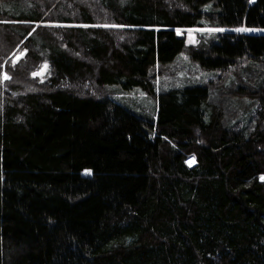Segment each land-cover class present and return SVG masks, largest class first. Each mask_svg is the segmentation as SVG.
Returning a JSON list of instances; mask_svg holds the SVG:
<instances>
[{
	"label": "trees",
	"instance_id": "16d2710c",
	"mask_svg": "<svg viewBox=\"0 0 264 264\" xmlns=\"http://www.w3.org/2000/svg\"><path fill=\"white\" fill-rule=\"evenodd\" d=\"M243 26L264 0H0V264H264Z\"/></svg>",
	"mask_w": 264,
	"mask_h": 264
},
{
	"label": "rangeland",
	"instance_id": "374dc122",
	"mask_svg": "<svg viewBox=\"0 0 264 264\" xmlns=\"http://www.w3.org/2000/svg\"><path fill=\"white\" fill-rule=\"evenodd\" d=\"M200 30H189L187 31V44H192L195 42V33H198ZM216 32H238V33H243L246 35H264V29L261 28H247L245 26L240 27L238 29H229V28H223V29H217L215 30ZM212 32V31H211ZM178 67V68H177ZM176 69H180V67L177 65ZM187 69L192 70L190 72L195 73L194 71H196L195 69H193L192 67L188 66ZM186 70V71H189ZM48 72V65L44 64L39 71H37L36 76L40 77L41 79H45L46 75ZM197 72V71H196ZM199 75V74H198ZM200 77V76H199ZM139 98L135 99L132 97V99H135L137 101V103L140 105V107H142L144 110L146 108H148L147 104V100L143 99L144 95L139 94ZM189 163H192L191 161Z\"/></svg>",
	"mask_w": 264,
	"mask_h": 264
},
{
	"label": "snow or ice",
	"instance_id": "6c2138e0",
	"mask_svg": "<svg viewBox=\"0 0 264 264\" xmlns=\"http://www.w3.org/2000/svg\"><path fill=\"white\" fill-rule=\"evenodd\" d=\"M37 73H33V75H36Z\"/></svg>",
	"mask_w": 264,
	"mask_h": 264
}]
</instances>
